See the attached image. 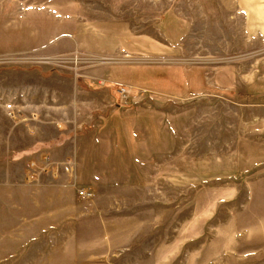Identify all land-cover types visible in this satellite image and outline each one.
<instances>
[{
    "label": "rangeland",
    "instance_id": "374dc122",
    "mask_svg": "<svg viewBox=\"0 0 264 264\" xmlns=\"http://www.w3.org/2000/svg\"><path fill=\"white\" fill-rule=\"evenodd\" d=\"M0 9L51 40L0 52V264H264V0ZM40 156L94 197L24 183Z\"/></svg>",
    "mask_w": 264,
    "mask_h": 264
},
{
    "label": "crops",
    "instance_id": "0c3cea01",
    "mask_svg": "<svg viewBox=\"0 0 264 264\" xmlns=\"http://www.w3.org/2000/svg\"><path fill=\"white\" fill-rule=\"evenodd\" d=\"M33 11L12 15L0 9V52H30L50 46L48 34L43 29L37 30L41 19Z\"/></svg>",
    "mask_w": 264,
    "mask_h": 264
},
{
    "label": "built area",
    "instance_id": "2783aa9c",
    "mask_svg": "<svg viewBox=\"0 0 264 264\" xmlns=\"http://www.w3.org/2000/svg\"><path fill=\"white\" fill-rule=\"evenodd\" d=\"M123 98H127L125 89H120ZM10 117H15L19 112L14 103H8L4 106ZM37 160L30 159L26 163L23 182L29 185H40L46 180L62 181L65 185L75 189L76 195L81 200H90L94 197V192L83 188L77 184L75 177V163L70 158L63 160H52L47 156H40Z\"/></svg>",
    "mask_w": 264,
    "mask_h": 264
},
{
    "label": "trees",
    "instance_id": "16d2710c",
    "mask_svg": "<svg viewBox=\"0 0 264 264\" xmlns=\"http://www.w3.org/2000/svg\"><path fill=\"white\" fill-rule=\"evenodd\" d=\"M91 128H92L91 125H86V126L83 127L84 132H87ZM82 134H85V133L82 132Z\"/></svg>",
    "mask_w": 264,
    "mask_h": 264
}]
</instances>
